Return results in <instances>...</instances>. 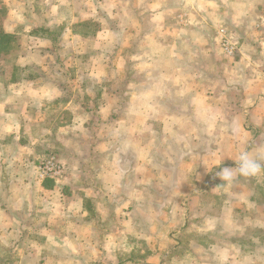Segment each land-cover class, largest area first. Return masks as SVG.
Here are the masks:
<instances>
[{
	"label": "rangeland",
	"instance_id": "374dc122",
	"mask_svg": "<svg viewBox=\"0 0 264 264\" xmlns=\"http://www.w3.org/2000/svg\"><path fill=\"white\" fill-rule=\"evenodd\" d=\"M185 6L183 0H0V74H4L0 76V87L7 85L8 75L17 78L30 75L25 84L21 81V86L58 88L64 92L63 104L73 98L80 105L83 117H87L91 109L103 106L104 96L97 94L107 89V103L117 109L110 115L117 120L121 114L127 122V144L120 145L122 151L126 149L128 153L127 167L130 172L139 166L143 168V173L138 176L136 172L129 176V184L146 187L127 192L126 214L123 215L127 216L128 223L121 226L122 235L127 239L122 245L118 240L110 241L111 251L123 254L103 257L108 263L99 260L100 256L87 253L90 243L95 241L64 239V251L79 246L87 254L28 256L23 249L31 247V243L3 241L0 264H39V261L40 264H191L192 260H198L199 251L202 254L206 252L208 264H264V228L262 224L253 223L258 219V212L247 203V186L251 183L263 186L264 175L252 178L238 176L227 187L221 185L223 181L217 175L223 167L236 166L232 145L220 147L222 135L237 131L235 120H244V129L255 131L258 137L263 133L262 128L255 130L250 127L248 122L252 118L250 120L248 112L243 111L248 107L243 106L242 103L247 104V97L243 95L244 91L239 90L241 85L244 87V81L228 82L225 78H235L233 72L240 71V68L235 70L237 67L233 68L231 63L219 67L213 65V68L203 70L208 74L214 71L216 80L195 78L191 81L195 85L208 84L210 88L206 90L205 98L199 100L200 111L191 112L189 128L182 127L183 117L179 113L155 112V23L183 24L186 21L190 24ZM159 8L170 10L171 14L166 19H156L155 11ZM258 14L254 17L257 19L255 29L249 33L235 29L231 34L221 21L216 22L214 32H203L209 47L199 50L193 43L190 46L192 53L195 52L196 58L200 59L207 53L210 57L216 55L225 62L243 55L263 56L264 8ZM191 37L193 39L192 33ZM225 38L234 46L231 53L225 49ZM210 48L213 55L209 53ZM216 82L220 87L227 85V89L215 91ZM166 99L165 96L161 98L163 103L159 105L164 107ZM191 99L194 103L195 95H191ZM206 103L214 110L205 111ZM119 105L127 108L118 109ZM99 109L97 114L100 117L107 115V111ZM262 114L259 112L258 116ZM156 115L170 117V122H173V117L175 127L167 128L166 123L155 124ZM155 131L158 137L169 132L167 136L171 134L173 142L163 143L165 138L160 137L155 143ZM133 133L137 137H133ZM183 134L190 137L191 142H177V137ZM234 147L246 150L247 145L235 144ZM260 154L258 159L264 163L263 152ZM53 156L57 158L49 155L50 158L38 162L39 178L57 179L64 174V162L54 157L62 164L63 173L56 177L42 176L43 163ZM157 169L160 173L169 170V176L161 174L157 178ZM187 171L191 172L184 176ZM158 181L179 190L174 207L167 208L165 202L168 194L175 195V192L155 191V188L151 191L148 188ZM183 181L185 185L181 184ZM263 195L261 193L260 197ZM61 199L63 201V196ZM237 205L240 207L235 209ZM56 220L58 222L59 219ZM71 221L69 219L65 226L71 227ZM111 226L116 228L119 225ZM157 231H160L159 238ZM169 234H173L172 239L167 238ZM57 242L60 241L48 240L43 248L50 251L60 249ZM168 250L170 253L167 254Z\"/></svg>",
	"mask_w": 264,
	"mask_h": 264
},
{
	"label": "crops",
	"instance_id": "0c3cea01",
	"mask_svg": "<svg viewBox=\"0 0 264 264\" xmlns=\"http://www.w3.org/2000/svg\"><path fill=\"white\" fill-rule=\"evenodd\" d=\"M183 1L186 5L184 11L187 12L190 24L186 21L183 24L176 22L165 24L164 21L155 23V97H157L155 112L179 113L183 117L182 127L189 128L191 112L200 111L199 100L205 98L204 95L208 93L206 90L209 91L210 88L208 84L195 85L191 81L195 78L216 80L214 71L208 74L203 68L231 63L233 68L237 67L235 70L240 68V71L233 72L235 78L228 76L225 78L228 82L244 81V87L241 85L239 90L244 91L247 104H242L248 107L243 111L248 112L247 116L250 120L252 118V121L248 122L250 127L255 130L262 128L263 133L258 137L255 131L244 129V120H235L237 131L224 134L222 137L220 135V147L223 149L226 144L232 145L231 151L236 158L241 149L238 150L234 145L246 144V150L257 159L263 152L264 162V55H243L226 63L224 59L216 55L210 57L208 53L203 59L196 58L197 55L194 54L195 52L192 53L190 47L194 43L199 50L208 48L206 43L208 40L204 33L214 32L213 26L219 21L229 28L231 34L235 29L251 32L256 26L257 19L254 20V17H258L260 15L258 13L264 8V0ZM170 14V10L161 8L155 11V17L159 20L166 19ZM257 26L260 27V23ZM177 31L179 34H176ZM231 36L236 42L234 36ZM209 53L213 55L212 50ZM0 76L3 77L4 74L1 73ZM30 77L27 74L18 78L8 75L7 85L0 87V245L3 241H15V243L24 241L25 244L31 243V247L23 249V253L28 256H79L88 253L100 256L99 260L108 263L103 257L123 254L121 251L113 253L110 249V241L118 240L122 245L127 239L122 235L121 228L122 224L128 223L127 216L123 215L126 214L127 192L146 188L142 184H129V176L133 172L138 176L140 172L143 173V168L139 166L135 168L136 171L130 172L127 167L128 153L126 149L122 151L120 146L123 143L127 144V122L121 114L120 116L118 114V121L110 115L117 109L107 103L105 98L109 94L107 89L97 94L104 96L103 106L91 109L87 117H83L80 113V105L73 98L63 104L62 90L52 87L21 86V81L25 84ZM222 78L225 79L223 76ZM214 85L215 91L228 87L227 85L220 87L218 82ZM69 93L76 94L73 91ZM191 95H195L194 103ZM164 96L167 97V103L163 107L159 104L163 103L161 98ZM124 106L119 105L118 109ZM99 108L107 111L105 113L107 115L100 117L97 114ZM141 110L144 108L141 107ZM213 110V106L206 103L205 111ZM119 112L121 113L120 110ZM259 112L263 114L258 116ZM158 118L159 122H157ZM171 118L173 122H170V117L161 115L155 119V124L166 123L167 128L175 127L173 124L175 120ZM231 123L233 124L232 121ZM156 134L155 131V143L159 142L160 137L165 138L163 143L173 142L171 134L167 136L162 133L160 137ZM132 136L137 137V134L133 133ZM140 138L144 139L143 135ZM148 140L150 141V138ZM189 140L190 137L187 138L184 134L182 137H177L179 143L191 142ZM49 155H56L58 159L55 156L52 158L64 162L65 172L60 178L43 180L38 176L37 164L41 159L50 158ZM156 157L158 156L155 152ZM162 171L163 173H160L157 169L155 176L157 178L161 174L169 176V170L167 173L165 170ZM189 172L191 171L184 172L183 175H188ZM181 184L185 185L186 182L183 181ZM148 188L167 191V193L175 192V195L168 194L165 202L167 208L175 206L179 190H173L175 188H170L168 183L166 186L160 181ZM247 190V203L250 208L258 212L256 213L258 219L252 222L262 224L264 228V195L263 198L260 197L261 193H264V185L251 183L247 186ZM57 197L60 199L58 200ZM59 207H62V210ZM235 207L238 209L240 205ZM69 219L72 220L71 227L65 226ZM112 224L119 226L112 228ZM160 224L161 222H158V225ZM156 234L157 238L161 236L160 231ZM170 235L167 238L172 239L173 234ZM64 239L72 241L87 239L95 243H90L87 253L79 249V246L64 251L62 246ZM48 240L60 241L57 242L60 249L50 251L43 248ZM17 249L18 246L13 248L10 254H14ZM205 253L199 251L198 260L196 262L192 260L190 263L208 264L205 261ZM215 254L218 255L217 249Z\"/></svg>",
	"mask_w": 264,
	"mask_h": 264
},
{
	"label": "clouds",
	"instance_id": "9594fccd",
	"mask_svg": "<svg viewBox=\"0 0 264 264\" xmlns=\"http://www.w3.org/2000/svg\"><path fill=\"white\" fill-rule=\"evenodd\" d=\"M236 166L223 167L217 175L223 181L221 185L230 186L238 176L245 178L259 177L264 173V163L254 157L249 151L241 150L235 158ZM219 185V186H221Z\"/></svg>",
	"mask_w": 264,
	"mask_h": 264
},
{
	"label": "built area",
	"instance_id": "2783aa9c",
	"mask_svg": "<svg viewBox=\"0 0 264 264\" xmlns=\"http://www.w3.org/2000/svg\"><path fill=\"white\" fill-rule=\"evenodd\" d=\"M223 43L228 52L231 53L234 51V46L229 39L225 38ZM41 170L42 176L56 177L63 173V166L55 158H51L47 162L43 163Z\"/></svg>",
	"mask_w": 264,
	"mask_h": 264
}]
</instances>
